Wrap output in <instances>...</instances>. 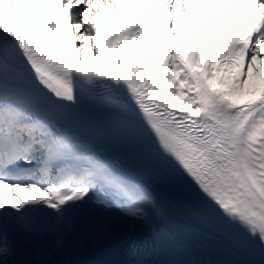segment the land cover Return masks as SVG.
<instances>
[{
  "label": "snow or ice",
  "instance_id": "obj_1",
  "mask_svg": "<svg viewBox=\"0 0 264 264\" xmlns=\"http://www.w3.org/2000/svg\"><path fill=\"white\" fill-rule=\"evenodd\" d=\"M105 3L140 17L105 34L100 0H0V264H77L89 242L114 230L126 258L104 264H216L201 254L237 251L247 258L226 264H264V89L237 104L181 60L196 65L200 48L185 46L175 17L200 0ZM204 3L184 22L217 12L222 22L236 9V30L208 33L217 42L202 65L209 77L213 65L259 75L264 0ZM17 17L71 33L85 48L91 41L104 58L125 42L148 57L167 40L157 56L166 62L111 76L77 67L5 23ZM153 32L156 43L142 49ZM181 94L192 111L174 110Z\"/></svg>",
  "mask_w": 264,
  "mask_h": 264
},
{
  "label": "bare ground",
  "instance_id": "obj_2",
  "mask_svg": "<svg viewBox=\"0 0 264 264\" xmlns=\"http://www.w3.org/2000/svg\"><path fill=\"white\" fill-rule=\"evenodd\" d=\"M132 16L134 18V22L139 19L140 12L132 11ZM147 18V17H146ZM180 31V30H179ZM181 33V40L184 41L185 45H190L193 47H201V44L198 39H192L191 34H186L183 31H180ZM153 35H149L147 38H142L140 41V47L146 48L150 47L151 44H153ZM80 45L82 47V43L80 41ZM84 52L83 56L85 59H89L91 56V48L88 46L82 47ZM136 50V44L135 43H128V46L123 54L122 57L116 58L112 64L113 67L111 68L112 74H117L120 72H123L125 74H131L134 70L140 73H145L147 69L149 68H158L159 65L165 63V60H157L158 55H163L166 51V48L157 49V51L152 52L148 57H145L143 52H141L139 55L134 56L133 53ZM179 50V49H178ZM262 52H264V49H262ZM181 60L184 59V54L181 55ZM209 57L205 58L203 55H199L198 57V66L200 69H202L205 74L208 76L209 81V87L213 91H220L226 93V98H229L233 100L235 103H242L243 100H247L249 98H255L260 92L261 89H264V64H260L259 61L256 62V67L260 70V74L256 75L255 72L249 73L247 77L243 75V67L237 72V74L233 77H228L225 74H222L221 72L215 70L216 67L213 65L214 71L211 74V77H209L207 71L202 67L204 65ZM122 61L123 63L116 64L115 61ZM134 61H136L134 63ZM126 66L125 71H122L123 66ZM170 71V70H169ZM177 79H180L179 76L176 77ZM261 78V79H259ZM260 80V82H259ZM238 81H245L243 84H241ZM257 84V85H256ZM256 85V86H255ZM160 87H168L167 84L161 83ZM169 91H171V88L169 87ZM159 99V97H156ZM187 99V95H180L175 100L174 110L175 111H181V110H188L192 111L191 109H187L185 100ZM189 108V107H188Z\"/></svg>",
  "mask_w": 264,
  "mask_h": 264
},
{
  "label": "rangeland",
  "instance_id": "obj_3",
  "mask_svg": "<svg viewBox=\"0 0 264 264\" xmlns=\"http://www.w3.org/2000/svg\"><path fill=\"white\" fill-rule=\"evenodd\" d=\"M259 66H260V63H259ZM259 79H261V78H259ZM259 82H260V80H259ZM256 85H257V84H256ZM256 85H255V86H256Z\"/></svg>",
  "mask_w": 264,
  "mask_h": 264
}]
</instances>
